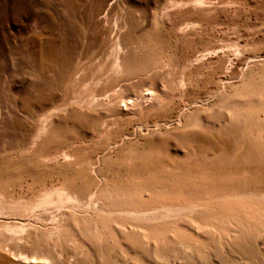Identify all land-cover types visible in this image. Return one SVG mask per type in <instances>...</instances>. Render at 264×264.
Masks as SVG:
<instances>
[{
  "label": "rangeland",
  "instance_id": "1",
  "mask_svg": "<svg viewBox=\"0 0 264 264\" xmlns=\"http://www.w3.org/2000/svg\"><path fill=\"white\" fill-rule=\"evenodd\" d=\"M62 190L191 209L25 223ZM0 211V264H264V0H0Z\"/></svg>",
  "mask_w": 264,
  "mask_h": 264
},
{
  "label": "bare ground",
  "instance_id": "2",
  "mask_svg": "<svg viewBox=\"0 0 264 264\" xmlns=\"http://www.w3.org/2000/svg\"><path fill=\"white\" fill-rule=\"evenodd\" d=\"M190 27H194L192 24H186L183 28L180 30H185ZM116 37V36H115ZM120 50V49H119ZM115 52V51H114ZM124 54V53H123ZM118 56V55H117ZM115 65V64H113ZM112 65V67H113ZM96 84V83H95ZM96 89V88H95ZM149 93V92H148ZM153 93H149V95H152ZM158 94V93H157ZM154 95L156 96L155 92ZM93 96V95H91ZM157 97V96H156ZM155 97V98H156ZM123 99V98H122ZM145 99V98H144ZM82 100V99H81ZM83 101V100H82ZM125 101V100H124ZM92 103V102H91ZM124 104V103H123ZM122 109V108H121ZM117 147V146H116ZM97 167V166H96ZM90 190V189H89ZM56 192V191H55ZM83 192V191H82ZM85 193V192H84ZM83 193V194H84ZM98 193V192H97ZM96 193V194H97ZM81 194V193H80ZM82 194V195H83ZM106 194V193H105ZM78 195V194H68L65 191H58L56 193H49V194H43L41 196V200L39 201L40 203L33 208L30 214H22L21 217L24 218L26 221V224H32V223H37L38 221L44 220V221H49L50 226L52 230L55 232H48V234L51 235V237H54L57 232V230L60 229H71L73 228L72 223L79 221V220H94L97 222H101L103 217L106 218H124L127 220L135 221L136 222H145L153 224L154 222L161 219H170L172 217H176L179 214H181L182 211L185 209H191L189 206L183 208H177V209H172L168 207H157L152 210L148 211H139V210H132V209H118V210H108L104 204L97 199L93 194L89 195L87 198H84V196ZM99 195V193H98ZM100 196V195H99ZM117 196V195H116ZM110 197V196H109ZM108 197V199H109ZM117 199V198H114ZM108 201V200H107ZM163 202V201H162ZM168 204V203H167ZM198 205V204H197ZM151 206V205H150ZM180 206V205H178ZM187 206V205H186ZM33 207V206H31ZM133 207V206H132ZM136 207V206H135ZM143 207V206H142ZM145 207V205H144ZM149 207V206H147ZM152 207V206H151ZM198 208V207H197ZM28 209V208H26ZM201 209V208H200ZM22 211V210H21ZM1 212V211H0ZM17 212V211H16ZM23 212V211H22ZM197 212V211H196ZM15 213V212H14ZM20 213V212H18ZM187 213V212H186ZM184 214V213H183ZM194 214V213H193ZM1 215V213H0ZM10 215V214H9ZM191 215V214H190ZM12 216V215H11ZM183 216V215H182ZM4 217V216H3ZM113 221H115L113 219ZM120 221V220H118ZM170 221V220H169ZM168 221V222H169ZM9 222V221H8ZM80 222V221H79ZM127 222V221H126ZM130 222V221H129ZM163 222V221H162ZM171 222V221H170ZM117 223V222H116ZM20 224V223H19ZM18 224V225H19ZM48 224V223H47ZM128 224V223H127ZM130 224V223H129ZM134 224V223H133ZM120 225V222H119ZM131 225V224H130ZM154 225V224H153ZM20 226V225H19ZM29 225H27L28 227ZM32 226V225H30ZM36 226V224H35ZM43 226V225H42ZM133 226V225H132ZM25 227V226H24ZM37 227V226H36ZM40 227V226H39ZM122 227V225H121ZM20 228V227H19ZM47 228V227H46ZM82 228V227H81ZM97 228V227H96ZM102 228V227H101ZM129 228V227H128ZM143 228V227H142ZM29 229V228H28ZM137 229V228H136ZM141 229V228H140ZM13 230V229H12ZM49 230V228H48ZM74 230V229H73ZM109 231H112L113 228L110 226L108 227ZM18 231V230H17ZM20 231V230H19ZM36 231V230H35ZM44 231V230H43ZM28 232V231H27ZM45 232V231H44ZM70 232V231H69ZM82 232V231H80ZM98 232V231H97ZM16 233V232H15ZM20 233V232H17ZM55 233V234H54ZM61 233V232H60ZM58 233V234H60ZM112 233V232H111ZM23 236L20 239H28L32 237L31 233H26L24 230L22 232ZM37 234V233H36ZM39 234V233H38ZM35 236H39V235ZM41 234V233H40ZM64 234V233H63ZM15 235V234H13ZM83 235V234H82ZM89 235V234H88ZM137 235V234H135ZM78 236V235H77ZM87 236V235H86ZM110 236V235H109ZM34 237V236H33ZM50 237V236H49ZM58 237V236H56ZM63 237V236H62ZM90 240H104L106 237V234L104 231H99L97 235H89L87 236ZM15 238V237H14ZM81 238V237H80ZM34 239V238H33ZM82 239V238H81ZM88 239V240H89ZM152 239V238H151ZM150 239V240H151ZM40 240V238H39ZM52 239H50L51 242ZM12 242L11 240H9ZM14 241V239H13ZM19 241V240H18ZM146 241V239H145ZM156 241V240H155ZM9 242V243H10ZM67 242V241H66ZM100 242V241H99ZM153 242V241H152ZM79 243V242H78ZM149 243V242H148ZM25 244V243H24ZM74 244V243H73ZM81 244V243H79ZM3 245V244H1ZM10 245V244H9ZM35 245V244H34ZM52 245H54L52 243ZM69 245V243H68ZM75 245V244H74ZM91 245V244H90ZM7 246V244H6ZM59 246V245H57ZM55 246V247H57ZM67 246V245H65ZM83 246V245H82ZM95 246V245H94ZM4 247V246H3ZM11 247V246H10ZM75 247V246H73ZM92 247V246H91ZM112 247V246H111ZM5 248V247H4ZM54 248V247H53ZM59 249V247H57ZM9 249V248H7ZM14 249V248H13ZM23 249V248H22ZM55 249V248H54ZM24 250V249H23ZM8 251V250H7ZM28 251V250H27ZM84 249L77 250V249H72L69 250L68 252L57 250L55 249L54 252L56 253V257L52 260V262L45 257H37V256H31L28 252L26 251H19L18 253H15L12 251L9 252L11 258L13 257L14 261L16 263H21V264H55L57 263V260L60 263H67V264H77L78 260L81 255L84 254ZM98 254V253H97ZM92 258V257H91ZM90 260V259H89ZM8 262V261H7ZM87 262V261H86Z\"/></svg>",
  "mask_w": 264,
  "mask_h": 264
}]
</instances>
